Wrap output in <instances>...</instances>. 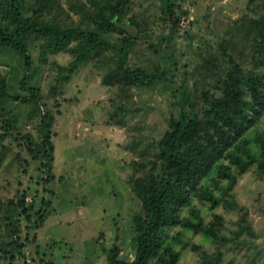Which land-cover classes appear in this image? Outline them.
Returning a JSON list of instances; mask_svg holds the SVG:
<instances>
[{
	"label": "rangeland",
	"instance_id": "obj_1",
	"mask_svg": "<svg viewBox=\"0 0 264 264\" xmlns=\"http://www.w3.org/2000/svg\"><path fill=\"white\" fill-rule=\"evenodd\" d=\"M78 1L59 0L68 13L67 23L80 21L81 15L71 8ZM178 4L168 20L159 0H132L129 5L124 22L131 18L137 29L129 53L136 77L132 86L103 81L114 64L111 51L76 61L69 78L59 84L57 65L69 67L73 55L48 54L42 63L38 45L32 48L28 86L39 87L44 106L54 115V179L43 185L45 176L38 163L16 142L0 167V200L5 203L0 232L10 214L7 200L14 205L9 221L21 210L18 201L24 193L26 203L34 201L35 210L42 197L48 200L47 216L39 227L26 230L20 216L22 238L26 232L31 238L24 248L29 258L37 246L38 254L45 253L53 264H105L113 243L122 256L132 258V215L141 207L126 183L129 162L139 159L145 144L164 132L171 114L176 116L180 91L172 95L173 90L184 81L200 109L203 93L217 92L228 58L250 68L247 21L264 16V0H179ZM178 17L175 28L171 20ZM111 40L119 42L116 34ZM0 71L12 82L5 63ZM28 109L20 108V119L26 130L35 133V121L24 119ZM255 129L264 137V116ZM191 206L200 210L205 222L220 218V233L229 241L217 243L201 233L173 227L167 240L179 251L176 264H264V177L255 166L238 177L231 193L213 209L196 198ZM188 211L186 207L182 214ZM0 264L10 261L0 258ZM13 264H22L18 253Z\"/></svg>",
	"mask_w": 264,
	"mask_h": 264
},
{
	"label": "trees",
	"instance_id": "obj_2",
	"mask_svg": "<svg viewBox=\"0 0 264 264\" xmlns=\"http://www.w3.org/2000/svg\"><path fill=\"white\" fill-rule=\"evenodd\" d=\"M159 1L167 20L175 15V8H180L179 0ZM131 2L81 0L71 5L81 15L80 21L67 23L68 13L59 0H0V65L5 63L12 75V82L8 83L0 71V167L16 142L38 163V170L45 176L43 185L54 179V115L44 106L39 87L28 86L33 74L29 71L34 61L31 50L35 46L39 47L42 63L48 54L73 55L69 67L57 65L59 84L69 78L76 61L100 57L107 51L113 53L114 64L103 81H115L120 86L136 84L129 64L136 36L122 28L125 24L134 25L131 18L124 22ZM179 21V17L171 20L172 26L176 28ZM247 22L251 30L250 68L228 58L229 67L218 80L217 92L205 91L200 109L183 81L172 93L180 91L176 95V116L168 117V127L157 139L145 144L139 159L130 160L126 183L141 207L132 215L133 255L122 256L119 246L113 243L106 251L105 264H176L179 251L167 240V232L173 227L201 233L217 243L229 241L220 233V218L205 222L191 203L196 198L213 209L231 193L238 177L253 166L264 177V137L255 129L264 116V16L248 18ZM115 34L119 42L111 40ZM23 106L29 107L24 119L35 121V133L24 128L20 119ZM24 196L25 193L18 201L21 210L12 221L13 200H7L10 214L0 232V258L10 264L16 253L26 264L24 248L31 238L27 232L22 238L20 216L27 223L26 230L39 227L47 216L46 197L35 210L34 201L26 203ZM3 204L0 200V212ZM186 207L188 215H183ZM32 253V264H53L45 253L38 254L37 246Z\"/></svg>",
	"mask_w": 264,
	"mask_h": 264
},
{
	"label": "water",
	"instance_id": "obj_3",
	"mask_svg": "<svg viewBox=\"0 0 264 264\" xmlns=\"http://www.w3.org/2000/svg\"><path fill=\"white\" fill-rule=\"evenodd\" d=\"M122 28L133 36H136L137 29L131 24L122 25Z\"/></svg>",
	"mask_w": 264,
	"mask_h": 264
},
{
	"label": "built area",
	"instance_id": "obj_4",
	"mask_svg": "<svg viewBox=\"0 0 264 264\" xmlns=\"http://www.w3.org/2000/svg\"><path fill=\"white\" fill-rule=\"evenodd\" d=\"M25 263L32 264L31 259L28 256L26 257ZM36 264H40V263L37 262Z\"/></svg>",
	"mask_w": 264,
	"mask_h": 264
}]
</instances>
